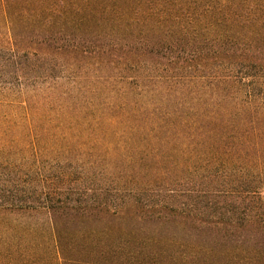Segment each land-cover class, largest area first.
Segmentation results:
<instances>
[{
  "label": "rangeland",
  "instance_id": "374dc122",
  "mask_svg": "<svg viewBox=\"0 0 264 264\" xmlns=\"http://www.w3.org/2000/svg\"><path fill=\"white\" fill-rule=\"evenodd\" d=\"M0 47L56 66V76L67 67L85 87L101 77L108 85L97 100L112 109L102 133L63 139L56 151L53 140L31 150L46 176L58 170L49 152L82 161L67 170L71 187L91 197L89 216L68 212L52 221L45 211L0 210V264H264V229L201 215L196 195H186L204 189L195 180L212 164L221 175L264 182V147H248L264 144V0H0ZM126 63V89L152 90L159 111H179L196 125L210 117L218 149L204 135H160L161 145L124 132L118 67ZM39 81H11L0 91L27 93ZM1 144L17 154L10 158L30 154L13 134ZM150 149L158 154L146 157ZM190 166L194 172L183 173Z\"/></svg>",
  "mask_w": 264,
  "mask_h": 264
},
{
  "label": "trees",
  "instance_id": "16d2710c",
  "mask_svg": "<svg viewBox=\"0 0 264 264\" xmlns=\"http://www.w3.org/2000/svg\"><path fill=\"white\" fill-rule=\"evenodd\" d=\"M23 57L22 61L21 57L10 48L0 47V87L12 85L13 82L18 87L21 79L30 77L43 79V81H39L40 86L37 88L32 86V90L27 93L20 89L13 96L9 89L6 92L0 91V139L7 138L10 134L16 138L24 139L26 140L25 147L30 153L28 158L22 157L18 160L10 158L17 154L11 155L10 152H7L11 148L8 146L4 148L1 144L0 210L16 213L45 211L52 221L58 218V214L67 215L68 212H72L71 214L76 217L89 216L91 197L86 195V192H77L71 187L73 174L67 170L77 165L78 161H82L77 160L71 154H66V156L51 154L52 157H50L49 152L47 159L54 160L58 170H56V174L46 176L48 174H45L40 166H36L38 164L37 157L35 160H31V156L37 154H31V150L40 149L38 143L53 140L55 145L52 144L51 150L56 151L61 149L62 146L58 143L63 139L71 140L102 133L101 123L104 119H110L109 114L112 109L108 108L109 104H106L104 100L97 99H99L100 93H104L108 84L106 80L97 77L89 84L90 86L85 87L81 76H75L72 74L73 71L67 70V67L63 68L61 65L60 76H56L51 74L56 66L52 65V68H49L51 64L40 66L37 60H29L28 55L24 54ZM129 65L132 64L126 63L125 67H118V115H121L122 123L119 124L124 132L146 136L142 139V143L154 141L161 145H163L165 136L160 138V135L174 136L175 140L179 139V135H204L211 139V145H208L210 150L218 149L217 144L220 140L218 138L216 142L217 134L213 129H210V124H212L209 120L210 117H205V125H196L195 121L197 120L182 116L179 111L176 113L159 111L151 96L152 90L143 88L140 92H135L132 88L126 89L122 84H126L125 81L130 79V76H126L125 73L132 70L128 68ZM37 69L41 76L32 74ZM47 80L49 81L47 82ZM64 84L71 85V87L67 86L62 90ZM126 95H129L132 100L128 99ZM12 115L14 119H17V123L10 127L7 120ZM249 145L252 149H258V152L259 147H264V144L258 145L257 142L252 143V141H249L248 147ZM241 146L243 144H238L235 147ZM163 147L167 148V146ZM195 147L202 148L205 147V144L198 143ZM184 148L185 144L182 142V150L177 148L178 154L184 155ZM41 149H45V146H42ZM76 151L78 150L76 149ZM149 151L145 152L147 153L146 157L158 154L151 152L152 149ZM186 156L191 159L193 155L187 154ZM209 162L211 161L209 160ZM215 165H208L200 170L201 174L195 183L204 189L187 190L188 199H192L190 193L196 195L193 197V201L200 205L198 211L202 213L201 215L228 217L231 221L230 224H237L239 227L249 225L252 228L264 229V207L261 210L247 203L257 201L263 202L264 205V182H252L245 179L244 176L231 177L226 172L221 175ZM193 168L192 166L187 167L183 173L194 172ZM52 180L58 181L59 188L51 182ZM240 187H243L241 191ZM74 196L76 199L73 200ZM103 211L107 213L108 208L104 207ZM109 213L116 215L114 210Z\"/></svg>",
  "mask_w": 264,
  "mask_h": 264
}]
</instances>
